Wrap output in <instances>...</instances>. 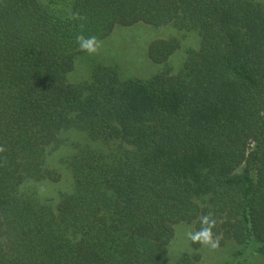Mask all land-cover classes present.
Returning <instances> with one entry per match:
<instances>
[{
  "label": "trees",
  "instance_id": "1",
  "mask_svg": "<svg viewBox=\"0 0 264 264\" xmlns=\"http://www.w3.org/2000/svg\"><path fill=\"white\" fill-rule=\"evenodd\" d=\"M140 22H195L203 27L202 47L175 76L122 81L99 66L92 84L67 81L75 57L86 52L77 37L98 44L116 25ZM177 48V40L159 38L148 54L164 63ZM74 125L94 138L113 126L109 137L140 153L95 162L99 157L86 152L73 192L53 203L34 182L60 179L47 147ZM258 210L262 2L0 0V264H172L174 224L198 216L199 228L205 216L215 221L220 243L231 237L264 254ZM175 264L204 263L186 255Z\"/></svg>",
  "mask_w": 264,
  "mask_h": 264
},
{
  "label": "rangeland",
  "instance_id": "2",
  "mask_svg": "<svg viewBox=\"0 0 264 264\" xmlns=\"http://www.w3.org/2000/svg\"><path fill=\"white\" fill-rule=\"evenodd\" d=\"M258 1L264 5V0ZM185 25L187 26L169 23L154 26L142 22L132 26L116 25L109 36L95 45V52L86 51L75 57L72 70L67 72V81L74 85L92 84L95 82V69L99 66L114 69L122 81L133 78L148 80L158 75L164 77L178 75L186 68L193 53L198 52L203 44V27L195 22H188ZM159 38L175 39L179 43V48L164 63L154 62L148 54L150 43ZM123 131L125 130L121 128L120 132ZM111 132L114 133L113 126L94 138L88 130L78 128L76 125L63 128L59 141L47 147L48 164L60 173V179L33 181L35 188L41 195L44 194L47 200L57 203L62 194L73 192L76 180L74 173L80 167L79 162L86 161V152L99 157L94 160L95 162H114L127 152L140 153V150L123 141L120 136L109 137ZM249 146L253 144L250 143ZM249 152L250 148L246 157L249 156ZM94 161L92 163L95 166ZM244 165L246 166V163H243L242 167ZM258 171L259 168L255 172ZM86 173L89 171L83 169V174L87 175ZM89 175H92V172ZM94 175L101 179L102 183L111 182V178L106 176L103 180L101 178L103 175L98 172H94ZM255 217L260 229H264V210H258ZM200 219L198 216L192 222L181 220L174 224V234L167 244L170 263H178L186 255L191 257L200 255V262L204 264H264V254L258 251L257 245L247 246L246 243H238L231 237L222 243L219 242L215 249L191 242L187 238V232L199 231L202 227L201 225L198 227Z\"/></svg>",
  "mask_w": 264,
  "mask_h": 264
},
{
  "label": "clouds",
  "instance_id": "3",
  "mask_svg": "<svg viewBox=\"0 0 264 264\" xmlns=\"http://www.w3.org/2000/svg\"><path fill=\"white\" fill-rule=\"evenodd\" d=\"M80 48L88 52L96 51V40L95 37L90 39H85L83 36L77 37ZM215 224V221L212 220L209 216L202 218V227L199 231H188L187 238L193 243H200L202 245L208 246L212 249L217 248L218 239H214L212 233V227Z\"/></svg>",
  "mask_w": 264,
  "mask_h": 264
}]
</instances>
